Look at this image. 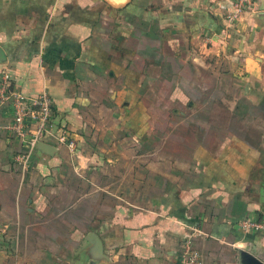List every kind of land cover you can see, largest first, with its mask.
Here are the masks:
<instances>
[{
	"label": "crops",
	"instance_id": "0c3cea01",
	"mask_svg": "<svg viewBox=\"0 0 264 264\" xmlns=\"http://www.w3.org/2000/svg\"><path fill=\"white\" fill-rule=\"evenodd\" d=\"M0 0V77L52 100L23 169L0 106V264H264V0ZM88 233L102 242L94 259Z\"/></svg>",
	"mask_w": 264,
	"mask_h": 264
},
{
	"label": "built area",
	"instance_id": "2783aa9c",
	"mask_svg": "<svg viewBox=\"0 0 264 264\" xmlns=\"http://www.w3.org/2000/svg\"><path fill=\"white\" fill-rule=\"evenodd\" d=\"M251 0H235L234 13L227 18L229 24L235 22L238 14L250 9ZM10 76L3 73L0 77V106L11 109V121L6 130L13 135L23 146V151L17 153L14 162L23 169H27L37 145L46 138H56L59 143L67 146L71 153L75 151V143L65 132L56 133L53 127L52 100L43 89L35 97H26L19 92L9 90ZM244 233H256L264 228L262 222L243 219L239 223ZM182 264H202L200 253L193 248L189 237L183 243L181 253Z\"/></svg>",
	"mask_w": 264,
	"mask_h": 264
},
{
	"label": "water",
	"instance_id": "95a60500",
	"mask_svg": "<svg viewBox=\"0 0 264 264\" xmlns=\"http://www.w3.org/2000/svg\"><path fill=\"white\" fill-rule=\"evenodd\" d=\"M37 150L46 154H51L53 148L50 145L45 144L44 142H40L37 145ZM86 240L90 244V248L94 259L100 258L101 256L104 257L102 242L95 234L88 233L86 236ZM242 257L247 261V263L249 262V264H260L257 261H255V259L251 258L248 254L243 253Z\"/></svg>",
	"mask_w": 264,
	"mask_h": 264
},
{
	"label": "trees",
	"instance_id": "16d2710c",
	"mask_svg": "<svg viewBox=\"0 0 264 264\" xmlns=\"http://www.w3.org/2000/svg\"><path fill=\"white\" fill-rule=\"evenodd\" d=\"M64 132V131H63Z\"/></svg>",
	"mask_w": 264,
	"mask_h": 264
}]
</instances>
